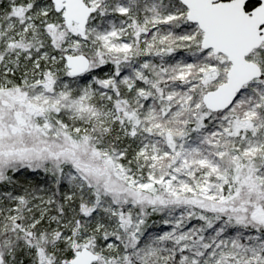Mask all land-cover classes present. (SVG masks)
Wrapping results in <instances>:
<instances>
[{"label":"snow or ice","instance_id":"obj_1","mask_svg":"<svg viewBox=\"0 0 264 264\" xmlns=\"http://www.w3.org/2000/svg\"><path fill=\"white\" fill-rule=\"evenodd\" d=\"M0 264H264V0H0Z\"/></svg>","mask_w":264,"mask_h":264}]
</instances>
